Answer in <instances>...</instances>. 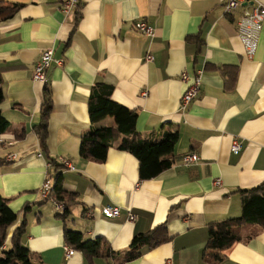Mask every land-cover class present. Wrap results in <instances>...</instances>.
Segmentation results:
<instances>
[{
    "label": "crops",
    "instance_id": "obj_1",
    "mask_svg": "<svg viewBox=\"0 0 264 264\" xmlns=\"http://www.w3.org/2000/svg\"><path fill=\"white\" fill-rule=\"evenodd\" d=\"M0 1L22 5L0 21L1 110L11 122L0 134V194L16 212L34 205L24 236L33 262L88 264L78 250L66 255L68 228L107 241L105 251L114 255L95 257L92 264H165L169 258L173 264H211L202 258L209 225L239 216L242 191L264 183V25L253 58L238 35V17L251 7L244 3L228 13L227 0H81L66 14L62 0ZM140 20L153 27L152 38L136 28ZM46 48L53 49L54 62L41 82L34 70ZM198 69L204 70L201 89L182 108L188 86L182 74ZM98 82L137 111V132L161 137L178 130L167 156L176 159L170 168L141 180L139 160L126 150L112 147L104 161L81 155L87 131L116 124L113 116L91 121L90 97ZM45 88L52 109L43 147L34 126ZM235 137L242 143L238 153L232 152ZM187 153L200 159L185 164ZM10 154L16 156L8 159ZM52 159L63 165L66 189L78 193L66 217L53 199L37 204L46 199L42 187ZM108 205L119 206L120 215L106 217L102 209ZM160 225H166L168 241L123 261L137 234ZM235 230L242 239L216 264H264V228L247 223Z\"/></svg>",
    "mask_w": 264,
    "mask_h": 264
},
{
    "label": "trees",
    "instance_id": "obj_2",
    "mask_svg": "<svg viewBox=\"0 0 264 264\" xmlns=\"http://www.w3.org/2000/svg\"><path fill=\"white\" fill-rule=\"evenodd\" d=\"M21 6L19 3L8 4L0 1V21L13 17ZM233 71L230 75L231 80H234L236 76V69ZM2 84L3 75L0 67V134H5L11 128V122L1 110V104L5 100ZM89 108L92 123H97L107 116H113L116 124L95 125L87 131L82 136L81 155L83 157L94 161H104L110 148L118 147L126 150L138 158L141 180L158 176L176 162L174 157L167 156L174 151L179 139L178 130L168 131L161 137L146 136L137 132V111L115 101L112 98V86L103 82L96 83L90 97ZM51 109L52 98L45 88L41 118L34 126L43 147L46 146ZM51 163L47 179L51 181L52 189L49 196L37 204L53 199L54 204L64 205V211L61 213L63 217H66L70 214L73 205L78 202V193L68 191L64 186L63 165L58 164L55 159H52ZM242 192L244 197L241 214L209 225V239L202 255L204 261L216 264L227 257L228 250L242 239L235 230L236 226L258 223L264 228V183ZM33 206V204H26L22 211L16 212L10 206L9 199L0 194V264H35L33 254L24 243L28 225L26 215ZM21 212L24 218L19 221ZM14 226L16 227L9 236ZM170 238L166 225L157 226L147 233L137 234L131 243L132 250L126 254L123 261L136 259L142 254L143 248H153ZM64 239L67 246L84 255L88 264H92L95 257L114 255L112 251L110 254L105 251L107 241L102 236L87 239L82 232L66 228Z\"/></svg>",
    "mask_w": 264,
    "mask_h": 264
},
{
    "label": "built area",
    "instance_id": "obj_3",
    "mask_svg": "<svg viewBox=\"0 0 264 264\" xmlns=\"http://www.w3.org/2000/svg\"><path fill=\"white\" fill-rule=\"evenodd\" d=\"M81 0H62L61 9L66 14L71 13L76 8H78ZM244 3L249 5L250 9L243 10L238 17V35L240 36L244 47L245 54L248 58H253L257 52L260 34L264 25V3L261 2H251L250 0H227L225 2L224 8L226 12H232L238 7L242 6ZM136 28L144 33L147 37L152 38L155 35L153 27L148 25L144 20L136 22ZM146 59L151 61L154 59V56L150 53L146 56ZM57 64L62 65V60H55ZM54 62V51L52 48H46L42 51L41 57L38 60L35 70H34V79L41 82H47L48 80V71ZM203 69H198L194 73H189L184 71L182 74V80L187 83V89L182 97V108L187 107V105L197 96L201 89L202 78H203ZM242 149V143L239 138L235 137L232 143V152L238 153ZM16 155H8V159H13ZM200 158L195 153H187L182 157V160L185 164L198 161ZM63 163L68 164V162L63 160ZM221 184V179H217L216 185ZM52 189V183L50 180H46L43 187L42 193L47 197ZM56 210L63 212L64 205L60 203L55 204ZM102 213L106 217H117L121 213L119 206L108 205L103 207ZM129 219L134 220L136 217L132 212H129ZM74 249L67 246L66 255L70 256L74 253ZM165 264H173L172 259L169 258L166 260Z\"/></svg>",
    "mask_w": 264,
    "mask_h": 264
},
{
    "label": "rangeland",
    "instance_id": "obj_4",
    "mask_svg": "<svg viewBox=\"0 0 264 264\" xmlns=\"http://www.w3.org/2000/svg\"><path fill=\"white\" fill-rule=\"evenodd\" d=\"M64 161H66V160H64ZM67 162V161H66ZM55 209H56V207H55Z\"/></svg>",
    "mask_w": 264,
    "mask_h": 264
}]
</instances>
